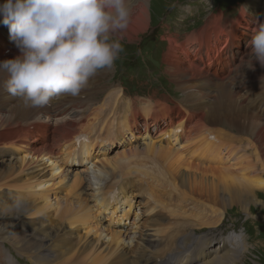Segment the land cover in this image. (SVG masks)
<instances>
[{
  "label": "bare ground",
  "instance_id": "obj_1",
  "mask_svg": "<svg viewBox=\"0 0 264 264\" xmlns=\"http://www.w3.org/2000/svg\"><path fill=\"white\" fill-rule=\"evenodd\" d=\"M2 1L7 2L0 0V4H3ZM127 2L131 16L128 29L121 34L122 40L125 37L130 41L137 40L151 22L149 12L151 1L127 0ZM247 2L258 3L257 0H247ZM248 15L249 13H245L243 9L236 22L224 26H219L213 20L212 24L208 25L209 29L192 32L184 42L173 35L169 36L170 44L164 54L167 72L172 74L177 83L184 86L185 90L182 89L184 93L190 91L186 93L187 100L198 107L193 113L187 110L186 104L177 103L171 106L168 100L164 102L150 95L143 99H129L123 86L114 85L104 91L98 79H93L91 85L96 95L104 94L100 99L102 100L100 113H105L109 117L107 119L102 117L100 123L112 124L107 133L93 132L79 125L75 126L73 119L63 120L53 131L50 123H25L23 116L17 111L18 108L15 109L16 98L19 97L9 99V104L14 103L9 110L7 108L2 110L5 105H0V241L14 244L21 253L30 258L34 257L37 264H165L166 250L161 245L164 243L166 228L162 225L169 216L172 222H177L178 248L192 253L193 248L188 247L195 239L190 236L191 230L185 228L187 221L190 223L194 219L192 226L202 230L219 226L222 219H225L226 211H229L234 204L247 212H250L252 207L264 211V203L255 195L257 190H264V177H262L264 176L262 174L264 173V136L257 130H252V133L248 126L246 132L251 137L245 143L247 151L243 153L241 148L232 143L234 141L244 143L246 139L240 135L246 132L241 128L230 130L216 125L220 124L216 122L217 118L224 120L231 118L235 122L237 120L242 122L241 118L235 117L240 115L244 116L245 120L252 121L253 123L250 124L253 127L264 128L263 117L250 113L243 105L235 106L232 102V98L239 93L246 97L247 91L257 90L260 79L264 77V66L249 55L250 48L242 52L237 70L240 71L241 68L248 70L249 66L246 67L245 62L253 64L251 67L254 72L253 85L249 86V80L236 85L235 80L239 76L236 75L232 80L238 89L233 90L223 85L222 78L226 71L225 55L241 48L243 38L247 36L251 38L252 25L248 24L246 19ZM261 21L264 22V19ZM229 27L232 29L227 31ZM0 43L12 46L9 55H0V62L21 55L11 38L9 27L3 24L2 14H0ZM199 55L209 59L210 62L197 64L196 57ZM238 60L233 58L226 66H234ZM213 68L217 69L211 75L215 88H210L205 94L199 88L200 80ZM241 77V80H245L246 75ZM6 78V74L0 73V94L5 89L2 82ZM196 87L199 88L197 92ZM217 88H220V96L213 101ZM96 89L100 90L96 91ZM202 97L206 98L200 102ZM143 104L150 106L142 110L137 108V105ZM230 106L233 107L232 110ZM252 107L258 110L257 105L253 104ZM59 115L58 112L49 111L44 117L54 118ZM259 115L264 116V114ZM212 119L215 122L211 121ZM218 130L221 137L217 134ZM85 132L88 133L87 139L78 145L77 136ZM127 134L132 137L136 134L148 137V147L153 150L155 159L159 163L175 164L190 159V163L198 165L191 166V170L184 173L179 183L173 186L172 194L167 197L168 213L152 214L148 221L146 217L143 226L145 233L142 228L138 238L139 248L132 246L133 223L128 218L132 210V194L123 191L124 195L120 192L113 196V190H107V182H103L104 178L113 173L116 165L112 164L110 167L93 171L87 165L98 148L115 145L116 140ZM55 136L61 138V141L55 142L53 140ZM142 150L144 151L137 149L126 154H115L113 158L111 157V161L120 159L118 169L124 174L136 164L132 162L141 159ZM17 154L21 156L17 157ZM42 161L48 162V165L43 167L42 164H38ZM223 161L230 162L231 166L228 170L214 168L215 164ZM203 163H208V166L200 167ZM102 164L106 165L103 161ZM76 165L82 166L83 170L87 171L85 180L91 191L88 193L89 196L78 192L82 189V185H79L78 180H72L66 171L67 166ZM214 170L217 174L211 175ZM115 188L120 189L118 185H115ZM141 192L146 193L144 190ZM196 192L209 194L214 200L207 199L209 197L206 195L198 197ZM17 198L28 199L29 203L20 204L23 201H19L17 206L18 203L15 201ZM215 199H219L217 203ZM7 202H14L15 205H6ZM152 202H155L154 195ZM41 216L46 220H38ZM103 216L111 218L110 222L108 221L109 225H103ZM257 216L264 218L262 213ZM32 218L34 221H30ZM69 230L82 231V233L73 237ZM182 234L189 237L191 242L186 248H182L184 241L181 238ZM214 240L208 238L201 244V247L210 246L207 253L192 257L190 261L179 258L178 263L237 264L239 259L237 255H245L250 247V244L244 246L241 244L242 247L231 249L229 241L223 240L220 249H213ZM116 245L123 246V249H119Z\"/></svg>",
  "mask_w": 264,
  "mask_h": 264
},
{
  "label": "clouds",
  "instance_id": "obj_2",
  "mask_svg": "<svg viewBox=\"0 0 264 264\" xmlns=\"http://www.w3.org/2000/svg\"><path fill=\"white\" fill-rule=\"evenodd\" d=\"M0 14L21 53L0 62L2 86L25 107L42 108L53 98L78 96L114 66L131 9L127 0H7ZM253 23L248 47L264 66V22L257 16Z\"/></svg>",
  "mask_w": 264,
  "mask_h": 264
},
{
  "label": "rangeland",
  "instance_id": "obj_3",
  "mask_svg": "<svg viewBox=\"0 0 264 264\" xmlns=\"http://www.w3.org/2000/svg\"><path fill=\"white\" fill-rule=\"evenodd\" d=\"M150 1H151L149 4V12H150V19H151V22L149 24L150 26L148 25L147 28L140 34V36L138 35L139 39L137 40L132 39L130 41L127 37H125L126 39L124 38L123 40H121L124 51L120 54L119 59L115 61L114 66L111 68L109 72L103 74V71L105 69L99 71V74L97 76L98 82L100 86L102 87V90L104 91L114 85L115 86L122 85L123 88L125 89L126 95L135 94V96L137 95L141 96V95H145L148 93L147 89L150 86L148 90L155 88L154 90L159 91V92L162 90V93L164 92L163 94L165 95L170 96L169 93H173L174 95H176L177 98H182L185 95V93L188 94L190 91L189 92L186 91L184 93V91H182V89L185 90L184 86L182 84L177 83L174 80V77H171L169 80V77L167 75H164V76L162 75L164 69L161 68L160 66V63L157 59L158 55L162 56L167 51L169 44H170L169 43L170 35L178 37L181 41H184L186 35H188L191 31H198L199 27H201L203 23L206 22L207 24L208 22L214 19V13L209 11V12L204 13L203 19H205V21L202 24H193L194 20H196L198 17V12L202 5H205L207 9H210L211 5L213 4L212 3L213 1H218L224 4V2H229V1H234V0H192V1H188V0H150ZM245 1L247 0H237V4H239L238 7L233 8L231 10L224 9V11L222 12L223 14L222 19L224 21L228 19H236L237 16L239 15L240 9L245 4ZM1 3H3V1ZM263 5H264V2H263ZM255 8L256 7L254 5H250L248 11L246 10V13H249V15H252V16H256ZM163 17L165 18L167 17L168 19H163ZM244 47H246V44L244 45ZM237 53H239V54H236L237 57L239 58L240 51L237 50ZM154 57H155V60H154ZM161 60H163V58H161ZM244 64L246 67L249 66L248 67L249 71L246 70L245 68H241L239 71L240 72L239 75L241 76L246 75V78L244 81L249 80L248 84L249 86H252L253 77H254V72L251 70L252 64H248L247 62H245ZM241 76L239 77L240 79H242ZM239 78L237 77L235 80L236 85H239L241 84V82H243ZM142 79L145 82V86H143ZM178 84L180 85V87L178 86ZM262 84H264V80L260 79L257 90H249L246 92V97L245 96H242V97L243 99H245L243 103V106L245 109L250 111V113L256 114L264 118V116L259 115V114H264V85ZM136 86H139V88H137V90L134 93L133 88ZM90 90L93 92L92 85L90 87ZM99 90L100 89H96V91H99ZM150 96H153L156 98V93ZM11 98H16V96L11 95L9 92L6 91V89H4V91L1 92L0 105H5V108L2 110H5L6 108L7 110H9V108L14 104V103L9 104L8 101ZM171 98H174V97H171ZM75 100L80 101L82 99L81 98L75 99V98H70V97H65V96L58 98L57 103L59 105L61 104L70 105V107L67 110H65V113H64L65 120H72V119L76 120L74 118L80 119L85 116L87 117L88 113L92 111V109L94 110V107L91 103H85V105L83 104L84 106L78 105L79 107L74 106L75 107L74 108L72 104L75 102ZM60 101L61 103H59ZM253 104L257 105V108L259 111L256 110L254 107H252ZM16 108L19 109V112L20 114H22V116L25 115V109L29 111L31 110L30 112L32 114L36 113V110L30 107H25L23 104V101L20 98H16L15 109ZM81 108L82 110H80ZM186 108L190 113H193L198 109L195 103L186 104ZM230 108L231 110L233 109L232 106H230ZM54 109H57V107ZM81 113L83 116L80 115ZM235 117L241 118L242 122L245 125L240 120H237L235 122L231 118L230 120L228 119L229 121L217 118L216 122H220V124H216V123L214 124L224 126L230 130H233V129L239 130V128H241L242 130H244V132H246L249 126L251 128L252 133H253L252 130H257L261 133L262 136H264V128L253 127L250 124L253 122L252 121L249 122L248 120H245L244 116L237 115ZM211 121H214V120L212 119ZM233 121L235 122V124ZM53 140L55 142H59L61 141V138L55 136ZM259 143L262 144L261 141H259ZM20 156L21 155L17 154V157H20ZM219 173L221 174V171ZM240 192L244 193V191L242 190ZM196 194L198 197L200 195H203V196L206 195V193L200 194L197 192ZM245 194L250 195V193H246V192ZM255 195L259 201L264 203V190L263 189L257 190ZM206 197H209L207 199L214 200V198L209 194H207ZM10 199H14V198H10ZM218 200L219 199H215L216 203L218 202ZM15 201L17 203H19V201L20 202L23 201V203H20V204L29 203L28 199L17 198ZM5 204L15 205L14 202H7ZM259 213L260 214L262 213V215H264V211L258 208L252 207L250 209V212L249 211L247 212V211L242 210V208L239 205L234 204L233 206L229 208V211H226L225 219L223 218L219 226L217 227L203 228L202 230L196 229L195 227L192 226V223L194 221V219L192 218L193 220H191L190 223L188 221L186 222L185 228L187 230L189 228V230H191L190 231L191 236H193L194 239L197 240L193 243V247H201V244L204 243L205 239H208V238L215 239L213 241L215 244V246H213V249H216V248L220 249L223 245V240L229 241L231 249L237 246L242 247L244 245L250 244L249 250L245 255H241V254L237 255V257L239 258L237 261V264H264V218L258 217L257 215ZM38 220L44 221L46 220V218L44 216H41L38 218ZM30 221H34V218H32ZM69 233L73 237H77L82 233V231L69 230ZM194 235L197 238H195ZM181 238L184 239V241H182L183 243L182 248H186L191 243L189 240V237H187L185 234H182ZM193 247L192 245H190L188 248L192 249ZM1 250L3 251V253H1ZM4 255H7V256H4ZM2 256L4 257L2 258ZM0 262H1L0 264H9V262L10 264H37L36 259L34 257L33 258L32 257L30 258V256L28 257V255H25L21 253L19 250H17L14 244H11L9 242H3V241H0Z\"/></svg>",
  "mask_w": 264,
  "mask_h": 264
}]
</instances>
